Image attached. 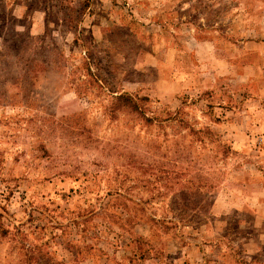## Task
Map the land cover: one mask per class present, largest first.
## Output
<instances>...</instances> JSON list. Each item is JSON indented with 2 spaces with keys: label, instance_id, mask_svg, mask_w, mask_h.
Instances as JSON below:
<instances>
[{
  "label": "rangeland",
  "instance_id": "rangeland-1",
  "mask_svg": "<svg viewBox=\"0 0 264 264\" xmlns=\"http://www.w3.org/2000/svg\"><path fill=\"white\" fill-rule=\"evenodd\" d=\"M0 264H264V0H0Z\"/></svg>",
  "mask_w": 264,
  "mask_h": 264
},
{
  "label": "trees",
  "instance_id": "trees-1",
  "mask_svg": "<svg viewBox=\"0 0 264 264\" xmlns=\"http://www.w3.org/2000/svg\"><path fill=\"white\" fill-rule=\"evenodd\" d=\"M126 98V97H125Z\"/></svg>",
  "mask_w": 264,
  "mask_h": 264
}]
</instances>
